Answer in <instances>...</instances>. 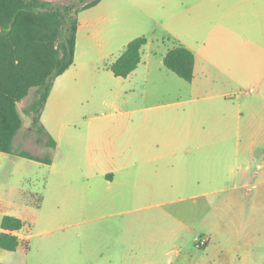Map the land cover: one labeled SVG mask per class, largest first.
Segmentation results:
<instances>
[{"label": "rangeland", "instance_id": "374dc122", "mask_svg": "<svg viewBox=\"0 0 264 264\" xmlns=\"http://www.w3.org/2000/svg\"><path fill=\"white\" fill-rule=\"evenodd\" d=\"M51 2L56 6L73 3L76 8L80 7L78 0ZM210 12L205 4L196 3L189 11L177 4L172 11L156 16V20L149 22L153 29L144 35L149 44L142 49V60L127 77H116L108 68L120 51L114 48L105 60L87 71V85L71 100L73 117L64 116V109H69V105L50 101L43 119L55 137L60 135L56 150L46 145L50 133L38 132L39 124L33 122L32 113L27 112L35 89L31 88L17 103L22 126L15 135L18 140L12 153L26 150L40 157L50 156L54 164L37 166L34 161L25 159L22 168L8 177L6 168L11 167L12 156L0 152V209L9 215L19 214L24 225L22 232L29 235L26 243H19L16 252L0 249L1 262L264 264V148L235 146L234 133L227 135L228 147L210 150L219 160L210 170L214 186L205 187L212 190L211 193L199 195V190H194L168 197L141 195L133 204L124 206L131 209L130 214L107 218L95 208L106 196L94 175L101 167L90 166L84 151L83 132L88 115H112L134 109L137 112L133 115L142 118L172 111L174 107L165 104L177 99L180 101L177 107L185 111L189 125H235L234 115L241 111L245 118L241 123L260 124L253 114L264 108L260 87L239 74L245 67L253 72L251 69L258 68V64L247 60V65L242 67L238 64V54L221 46L222 36L212 32L213 22L207 20L211 16L206 18ZM181 13L186 17L180 16ZM138 33V30L129 33L125 40ZM172 39L182 40L197 55L202 71L191 81L180 79L161 62L166 46L174 44ZM148 55H151L149 73L144 63ZM180 85L181 94L176 93ZM218 93H224L229 102L217 98ZM222 102V110L230 117L219 121L216 108ZM246 107L256 108L248 112ZM67 121H71L70 125L61 130L60 124ZM258 135L264 134L253 131L243 134L245 141ZM191 136L193 134L189 133L187 139L192 140ZM215 139L216 136L209 140ZM119 210L112 209L113 212ZM126 217L138 220L137 225L127 229L132 254L128 250L117 255L118 259L111 256L113 260H107L101 254H109L110 245L111 249L116 248V224ZM196 238H210V241L198 247Z\"/></svg>", "mask_w": 264, "mask_h": 264}, {"label": "crops", "instance_id": "0c3cea01", "mask_svg": "<svg viewBox=\"0 0 264 264\" xmlns=\"http://www.w3.org/2000/svg\"><path fill=\"white\" fill-rule=\"evenodd\" d=\"M196 3L210 7L211 12L207 14L206 18L211 16L207 20L213 22L212 32L222 36L221 46L238 54L237 59L240 66L245 67L247 60L258 64V68L251 69L253 72L245 67L246 70H242L239 74L243 75V78L248 77L256 82V85L260 87V97L264 103V0H99L95 5L78 11L74 62L65 72L54 79L40 114L39 123L43 126L44 131L47 134L50 133L49 136L55 140V147L52 149L56 150L59 147L60 135L55 137L43 119L44 109L50 101L51 103L69 105V109H64L66 112L64 116L73 117L74 111L70 110L71 100L78 96L80 90L87 85L86 73L92 70L94 64L105 60L112 54L114 48H120V53L133 37L145 35L147 30L153 29L149 22L156 20L154 19L156 16L172 11V7L175 8L177 4L184 5L185 11L193 10ZM180 16L186 17L184 13L183 15L181 13ZM135 30H138L139 33L131 35L133 37L125 40V37ZM172 42L180 43L194 53L193 80L197 73L202 71L195 51L182 40L172 39ZM148 44L149 40L147 39L145 45ZM169 48L171 47L166 46L164 52L161 53L162 64L163 56ZM144 63L149 73L151 55H148ZM177 90L176 93H182L181 85ZM216 96L225 103L229 102L224 93H218ZM224 102L216 108L219 113L217 115L219 121L230 117L225 109L222 110ZM178 104L180 101L176 99L165 104L173 106L172 111L142 116V118L137 114L133 115L134 112H137L134 109L112 115L93 114L87 116V126L83 132L84 151L90 166L101 167L94 175L100 186L104 188L106 198L95 208L96 211L103 213V217H111L114 214H130L131 209H124V206L133 204L141 195L168 197L174 193L194 190H199V195L211 193L212 190H206L205 187L214 186L210 170L212 169L211 165L217 164L219 160L213 157L214 153L210 150L228 147L230 145L228 134H235V146L246 144L250 148L264 147V135L247 137V141L243 136L244 133L252 131L264 134V108L254 111L256 107H246L248 112L254 111V118L258 119L260 123L258 126H253L250 122L241 123L245 119L242 111L234 115L237 118L235 125L218 123L194 126L188 124L186 113L177 107ZM75 113L78 114V111ZM110 118L115 119L111 121ZM70 122L61 123V130L62 127L70 125ZM189 133L193 134L192 140L187 139ZM215 136L217 139L209 140ZM16 140L18 139L14 137L12 148ZM5 154L12 156L9 161L11 167L6 168L8 177L13 176L14 170L22 168L25 159L34 161L37 166L52 167L54 164L53 158L49 164H46L22 157L19 155V151L17 154H13L12 151ZM31 154L40 156L37 153ZM262 157L264 163V151ZM205 180L207 183L204 182ZM26 192L33 193L29 190ZM23 205L24 207L28 206L27 202ZM114 208L121 210L113 212ZM6 214L7 212L0 209V222ZM13 216L22 220L19 214H13ZM137 223V218L132 217L120 220L116 224L118 230V235L114 239L116 248L111 249L110 245V253L107 255L102 253V257L113 260L111 256L116 258L117 255L128 250L132 254L133 249L129 247L127 229L133 228ZM23 227L24 225L21 229L11 232L18 237L19 243H26L29 236L22 232ZM2 231L3 229L0 227V233ZM19 243L16 250L10 252H16ZM131 244L134 246V242ZM0 255H2L1 252ZM0 264L7 263L0 261Z\"/></svg>", "mask_w": 264, "mask_h": 264}, {"label": "trees", "instance_id": "16d2710c", "mask_svg": "<svg viewBox=\"0 0 264 264\" xmlns=\"http://www.w3.org/2000/svg\"><path fill=\"white\" fill-rule=\"evenodd\" d=\"M52 0H0V152L10 153L12 142L22 126L17 103L31 88L35 97L27 112L38 123L54 79L74 62L77 13L99 0H78L80 7L54 5ZM147 43L144 35L131 39L108 64L116 77H127L141 61V50ZM194 53L180 43H174L163 56V65L185 81L193 78ZM40 141V139H39ZM46 145L52 149L55 140L48 136ZM19 155L49 164L51 157H40L26 150ZM23 222L13 215H4L0 222V248L14 251L18 237L12 231L21 229Z\"/></svg>", "mask_w": 264, "mask_h": 264}, {"label": "built area", "instance_id": "2783aa9c", "mask_svg": "<svg viewBox=\"0 0 264 264\" xmlns=\"http://www.w3.org/2000/svg\"><path fill=\"white\" fill-rule=\"evenodd\" d=\"M195 241L197 242V246L198 247L205 246L208 243V239L207 238H202V239L196 238Z\"/></svg>", "mask_w": 264, "mask_h": 264}, {"label": "flooded vegetation", "instance_id": "af4514ba", "mask_svg": "<svg viewBox=\"0 0 264 264\" xmlns=\"http://www.w3.org/2000/svg\"><path fill=\"white\" fill-rule=\"evenodd\" d=\"M264 148V147H263ZM263 151H264V149H263Z\"/></svg>", "mask_w": 264, "mask_h": 264}]
</instances>
